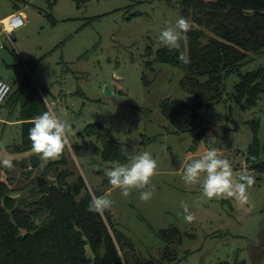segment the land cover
<instances>
[{"label":"rangeland","instance_id":"374dc122","mask_svg":"<svg viewBox=\"0 0 264 264\" xmlns=\"http://www.w3.org/2000/svg\"><path fill=\"white\" fill-rule=\"evenodd\" d=\"M13 4L0 0V15L14 11ZM17 5L16 11H22L26 20L10 33L9 41L0 33V78L12 91L28 75L48 108L71 125V133L69 146L57 160L41 159L31 148L17 149L20 104L8 94L0 105V144L4 145L0 159L10 155L14 168L0 164V176L14 189L10 195L17 202L32 203L41 195L39 187L53 183L64 189L80 175L83 187L76 198L87 190L92 197L113 201L107 210L113 227L133 247L126 254L127 264H136V259L150 264H215L232 262L234 257L243 264H264V164L249 169L245 162L252 119L258 120V160L264 162V92L244 109L242 100L226 98L240 74L264 67V54L251 56L227 75L223 99L202 114L203 131L197 137L198 128L176 130L160 113L162 99L187 98L180 85L183 72L167 63L153 62L151 68L144 63L164 46L159 41L161 31L181 17L177 0H55L52 4L26 0ZM148 47L152 54L146 58ZM104 85L110 94L103 93ZM103 129L108 130L107 137L128 144L132 154L148 151L157 160L149 201L139 199L140 190L125 198L109 182L102 184L105 168L128 162L121 154L123 160L118 162L102 160L97 133ZM211 148L230 161L234 173L254 176L246 205L232 199L208 200L199 184L185 185L183 165ZM65 172V184H60L57 175ZM37 176L44 180L41 186L30 183L24 188L32 182L29 178ZM181 201L195 213V222L184 220ZM168 227L178 229L180 242L163 258L165 244L157 232ZM124 247L118 245L122 258Z\"/></svg>","mask_w":264,"mask_h":264},{"label":"trees","instance_id":"16d2710c","mask_svg":"<svg viewBox=\"0 0 264 264\" xmlns=\"http://www.w3.org/2000/svg\"><path fill=\"white\" fill-rule=\"evenodd\" d=\"M12 1L15 11L17 3L26 2ZM46 1L52 4L55 0ZM177 5L180 16L191 22L187 38L181 41V49L160 46L144 63L150 68L153 62L167 63L183 72L180 85L187 92V98L162 99L160 113L176 130L198 128L199 137L203 131L202 114L223 99L227 75L251 56L264 54V0H177ZM179 51L190 58L189 64L179 61ZM144 54L146 58L151 56L149 47ZM142 80L147 82L144 77ZM263 92L264 67H258L240 74L226 98L242 100L240 106L244 109L254 105ZM8 94L13 103L20 104L21 139L16 148L29 149L31 121L49 108L26 74L15 89L11 91L10 86ZM257 126L258 120L252 119V135L245 154L249 169L264 164L258 160ZM97 134L101 139L102 160L118 162L123 160L120 154L127 159L120 151L122 146L132 153L131 147L122 140ZM66 173H59L57 182L64 183ZM29 180L32 182L28 181L24 188L30 183V187L38 186L35 177ZM108 182L107 177L102 179L103 185ZM82 187V177L78 175L77 181L64 189L53 183L44 185L38 188L41 195L34 202H17L16 197L10 195L14 189L0 176V264H127L126 254L133 252L132 243L113 227L107 210L103 215L87 211L92 194L86 190L75 197ZM157 235L165 244L162 257L166 258L171 246L180 242L179 231L168 227ZM120 243L125 246L123 258L118 249ZM136 264L150 263L136 259ZM215 264H243V261L234 257L232 262L224 260Z\"/></svg>","mask_w":264,"mask_h":264},{"label":"clouds","instance_id":"9594fccd","mask_svg":"<svg viewBox=\"0 0 264 264\" xmlns=\"http://www.w3.org/2000/svg\"><path fill=\"white\" fill-rule=\"evenodd\" d=\"M190 29V20L179 17L174 25L161 31L159 41L166 47L180 50L181 41L187 38ZM178 59L183 64L190 63V58L183 51H179ZM31 124L28 139L31 141L32 153L45 160L59 159L69 146L71 125L60 119L52 109L35 116ZM0 149H4V145L0 144ZM120 151L128 162L105 168L104 175L112 188L119 189L123 197L127 198L134 190H140L139 199L149 201L154 195L152 179L158 175L157 160L148 151L132 154L125 146ZM0 164L9 170L14 168L10 155L0 159ZM182 179L186 186L199 184L202 196L208 200L232 199L240 206L248 203V189L255 183L254 176L248 172L234 173L230 161L223 158L216 148L208 149L198 158L183 165ZM112 206L113 201L107 196H93L87 211L103 215ZM180 206L187 223L197 220L186 202L181 201Z\"/></svg>","mask_w":264,"mask_h":264},{"label":"built area","instance_id":"2783aa9c","mask_svg":"<svg viewBox=\"0 0 264 264\" xmlns=\"http://www.w3.org/2000/svg\"><path fill=\"white\" fill-rule=\"evenodd\" d=\"M25 20V16L20 11H12L8 14L0 15V33L8 39L10 33L24 25ZM9 91L10 85L5 80L0 79V105L4 102Z\"/></svg>","mask_w":264,"mask_h":264},{"label":"water","instance_id":"95a60500","mask_svg":"<svg viewBox=\"0 0 264 264\" xmlns=\"http://www.w3.org/2000/svg\"><path fill=\"white\" fill-rule=\"evenodd\" d=\"M103 93L104 94H110L111 91L108 89L107 85H104L103 86ZM107 132L108 130L107 129H103L99 132V134L102 136V137H105L107 135ZM43 179L39 176L36 177V183L38 186H41L43 184Z\"/></svg>","mask_w":264,"mask_h":264},{"label":"crops","instance_id":"0c3cea01","mask_svg":"<svg viewBox=\"0 0 264 264\" xmlns=\"http://www.w3.org/2000/svg\"><path fill=\"white\" fill-rule=\"evenodd\" d=\"M15 11V10H14ZM17 11H20V10H17ZM23 15H24V13L22 12V11H20ZM3 35V34H2ZM0 79H2V78H0Z\"/></svg>","mask_w":264,"mask_h":264}]
</instances>
